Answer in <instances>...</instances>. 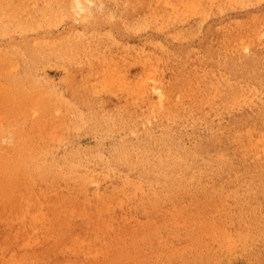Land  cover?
Here are the masks:
<instances>
[{
	"label": "rangeland",
	"instance_id": "1",
	"mask_svg": "<svg viewBox=\"0 0 264 264\" xmlns=\"http://www.w3.org/2000/svg\"><path fill=\"white\" fill-rule=\"evenodd\" d=\"M78 1L0 0L3 14L32 13V28L0 33L13 54L0 75V157L39 156L21 204L24 219L57 228L42 260L80 261L70 249L81 237L107 264H264V0ZM174 7L188 24L168 26Z\"/></svg>",
	"mask_w": 264,
	"mask_h": 264
},
{
	"label": "bare ground",
	"instance_id": "2",
	"mask_svg": "<svg viewBox=\"0 0 264 264\" xmlns=\"http://www.w3.org/2000/svg\"><path fill=\"white\" fill-rule=\"evenodd\" d=\"M37 1H39V0H36V2ZM95 1V0H94ZM121 1V0H120ZM160 1V0H159ZM158 1V2H159ZM178 1V0H177ZM203 3L204 2H211L212 3V5H215V6H217L218 4H219V1L220 0H211V1H209V0H201ZM28 2V1H27ZM84 2H85V0H84ZM96 2H97V0H96ZM100 2V1H99ZM168 2V1H167ZM40 3H41V0H40ZM39 2L38 3H36V4H38V8L39 9H44V7H42V5L40 4ZM45 3H47V2H45ZM49 3V2H48ZM51 3V2H50ZM101 3V2H100ZM156 3H157V1H156ZM160 3V2H159ZM166 3V2H165ZM29 4H30V0H29ZM67 4V3H66ZM85 3H83V6H85L84 5ZM97 4V3H96ZM167 4V6H168V3H166ZM191 5H193L194 3L192 2V3H190ZM31 5V4H30ZM33 5V4H32ZM40 5V6H39ZM49 5V4H48ZM52 5V4H51ZM76 5L77 6H79V5H81V2L80 1H78L77 0V2H76ZM102 5V4H101ZM155 5V4H154ZM157 5V4H156ZM160 5V4H159ZM159 5H157V6H159ZM169 5H172V3L171 4H169ZM174 5V4H173ZM188 5V4H187ZM34 6V5H33ZM36 6V5H35ZM35 6H34V8H35ZM67 7V9H68V11L70 10V13L72 12V10H74V6L73 5H71L70 3H68V5H66ZM92 6H93V4H92ZM97 6V5H96ZM194 6V5H193ZM197 6H198V3H197ZM197 6H195V7H197ZM80 7V6H79ZM87 7L89 8V10H90V7L87 5ZM98 7V6H97ZM50 8V7H49ZM99 8H100V6H99ZM162 9L164 8L165 10H167V8H165V7H161ZM168 8L170 9V6H168ZM174 8H175V10H174ZM173 8V11H174V13L173 14H171L170 13V11H169V13H170V15H168L167 17H166V14H164V19H165V21L166 20H168L167 21V23H168V26L170 27V28H172V27H180V26H185L186 24H188L187 23V20H186V18H187V16H186V13L184 12V13H180V11H178V9H177V7H174ZM193 8V7H192ZM38 9V10H39ZM80 9V8H79ZM81 9H86V7L85 8H81ZM80 9V10H81ZM197 9V8H196ZM4 10L6 11V13L5 14H3L2 13V11L0 10V21H2V23L0 24V33L1 32H4V34L5 35H8L11 31L14 33V30H18L19 31V29H24V28H32L33 27V25H31V24H29V23H24V21L22 20V19H24V18H27V17H29L32 13H31V10L30 9H28L27 7H24L23 5H12V6H6L5 8H4ZM46 10V9H45ZM50 10H51V8H50ZM153 10V9H152ZM171 10V9H170ZM188 10H189V8H188V6H187V9H186V12H188ZM41 11H43V10H41ZM41 11H40V13H41ZM47 11V10H46ZM75 11H76V8H75ZM82 11V10H81ZM84 11V13H86L85 12V10H83ZM97 11V10H96ZM158 11V10H157ZM190 11H193L192 9L190 10ZM195 11H197V10H195ZM34 12V11H33ZM44 12V11H43ZM53 12V11H52ZM67 12V11H66ZM77 12V11H76ZM159 12V11H158ZM157 12V13H158ZM162 12V11H161ZM46 12H44V14H45ZM165 13V12H164ZM195 13H197V12H195ZM42 14V13H41ZM47 14V13H46ZM49 14V13H48ZM47 14V15H48ZM54 14H55V12H54ZM158 14H160V13H158ZM190 14H192V13H190ZM194 14V13H193ZM210 14H211V11H210ZM79 15H80V13H79ZM89 15H91V14H89ZM88 15V16H89ZM195 15V14H194ZM34 16H35V14H34ZM37 16H38V14H37ZM41 16V15H40ZM84 16V15H83ZM87 16V15H86ZM85 16V17H86ZM160 16H162V15H160ZM43 17V16H42ZM62 17H66V16H62ZM61 17V18H62ZM156 17V16H155ZM44 18H48V17H43V18H41V20L42 19H44ZM51 18H52V16H51ZM50 18V19H51ZM76 18V17H75ZM74 18V19H75ZM49 19V20H50ZM71 19V18H70ZM86 19H87V17H86ZM5 20V21H4ZM39 20H40V18H39ZM67 20V19H66ZM79 20V19H78ZM84 20V19H83ZM163 20V19H162ZM161 20V21H162ZM45 21V20H44ZM54 21V20H53ZM75 21H76V19H75ZM41 22V21H40ZM43 22V21H42ZM55 22V21H54ZM43 23H45V22H43ZM42 23V24H43ZM70 23V22H69ZM40 24V23H39ZM50 24V23H49ZM55 24H56V22H55ZM38 25V24H37ZM53 25H54V23H53ZM61 25V24H60ZM40 26V25H39ZM42 26V25H41ZM48 27H49V25H47ZM46 26V27H47ZM66 26V25H65ZM37 28H38V26H37ZM69 29V28H68ZM79 29H81V28H79ZM41 30V29H40ZM18 31H16V32H18ZM80 31V30H79ZM25 32V31H24ZM257 32V31H256ZM259 32V31H258ZM257 32V33H258ZM23 33V32H22ZM34 33V32H33ZM83 33V32H82ZM12 34V33H11ZM15 34V33H14ZM19 34V36H20V33H18ZM24 34V33H23ZM29 34H32V33H29ZM64 35H65V32L63 33ZM62 34V35H63ZM261 33L259 32V34L258 35H260ZM70 36H71V38H73L74 37V35L72 34H69ZM83 35V34H82ZM60 36H61V34H60ZM68 36V35H67ZM73 36V37H72ZM81 37L82 36H80V39H81ZM256 37H258V36H256ZM74 38H76V37H74ZM73 38V40H75ZM239 38H241V37H239ZM238 38V39H239ZM259 38V37H258ZM258 38H257V40H258ZM41 39H43V38H41ZM47 39V38H46ZM55 39V38H54ZM79 39V42L82 40H80ZM85 39V38H84ZM87 39V38H86ZM85 39V40H86ZM238 39H236L237 41H238ZM39 41H40V38L38 39ZM51 41H52V39H50ZM62 40H65V39H62ZM88 40V39H87ZM235 40V39H234ZM243 40V39H242ZM241 40V41H242ZM46 42H47V40H45ZM50 41V42H51ZM58 41H61V40H59L58 39ZM58 41H56L55 43H57ZM75 41H77V39L75 40ZM117 41V40H116ZM115 41V42H116ZM48 43V42H47ZM46 43V44H47ZM52 43V42H51ZM62 43H63V41H62ZM65 43V42H64ZM83 43V42H82ZM234 43H236V42H234ZM39 44V43H38ZM61 44V43H60ZM60 44H59V46H60ZM67 44V43H66ZM66 44H64L65 46H66ZM129 44V43H128ZM237 45H238V43H236ZM245 44V43H244ZM33 45H34V43H33ZM43 45V44H42ZM41 45V46H42ZM52 45L53 46H55V44H53L52 43ZM83 45V44H82ZM246 45V44H245ZM245 45H244V47H245ZM248 45V44H247ZM15 46V45H14ZM36 46H37V44H36ZM41 46H39L40 48H41ZM44 46V45H43ZM50 46H51V44H50ZM64 46V47H65ZM129 46H130V44H129ZM239 46V45H238ZM249 46V45H248ZM48 47H49V44H48ZM61 47V46H60ZM247 47V46H246ZM44 48H45V46H44ZM50 48V47H49ZM62 48V47H61ZM66 48V47H65ZM84 48V47H83ZM250 48V47H249ZM37 49V48H36ZM129 49H130V47H129ZM66 50V49H65ZM64 50V51H65ZM82 50V49H81ZM51 51H53V50H51ZM82 51H84V50H82ZM81 51V52H82ZM47 52H50V51H47ZM57 52H58V50H57ZM60 52V51H59ZM62 53H63V51H61ZM60 52V53H61ZM80 52V51H79ZM80 52V53H81ZM36 53H37V51H36ZM41 53V52H40ZM79 53V54H80ZM129 53H131V52H129ZM83 54V53H82ZM98 54H100L99 52H98ZM98 54H96L95 56H97ZM54 55H55V53H54ZM79 56V55H78ZM80 56H82V55H80ZM85 56H86V54H85ZM130 56V55H129ZM38 57H40V56H38ZM88 57V56H87ZM87 57H86V59H87ZM91 57H92V55L90 56V62H91ZM94 57V56H93ZM78 59H80V57L78 58ZM96 59H97V57H96ZM100 59H101V57H100ZM81 60H83V58L81 57V59L79 60V61H81ZM5 61V62H4ZM12 61H13V54H11L10 52H7V51H5V52H3L2 50H0V75H2V73L4 72V70L5 71H7L5 68H4V70H3V66L2 65H4V67H6V68H10L13 64H12ZM98 61V60H97ZM151 61V60H150ZM155 61H158V60H155ZM82 62V61H81ZM87 62H89V59H88V61ZM90 62H89V64H90ZM92 63V62H91ZM85 64V63H84ZM93 64V63H92ZM155 64H156V62H155ZM88 65V64H87ZM90 67H92V66H90ZM158 67V66H157ZM154 69H152L151 71H153ZM155 70H156V68H155ZM165 71V70H164ZM86 72H88V73H92L91 71L89 72V71H86ZM96 72H98V71H96ZM157 73H158V70L156 71ZM10 73V72H9ZM9 73H8V75H9ZM88 73H86V75H84V77L85 76H88ZM151 73V72H150ZM153 73H155V71L153 72ZM4 74H6V72H4ZM7 76V75H6ZM9 77V76H8ZM24 78V77H23ZM72 78V77H71ZM89 78V77H88ZM157 78V77H156ZM30 79V78H29ZM86 79V78H85ZM154 77H153V80H152V83H154ZM158 79H160V78H158ZM94 80V79H93ZM156 80V79H155ZM100 82H101V80H99ZM157 81V80H156ZM156 81H155V83H156ZM159 81H162V79L161 80H158V82ZM88 82H90L89 81V79H88ZM163 82V81H162ZM166 82V81H165ZM168 82V81H167ZM166 82V83H167ZM83 83V82H82ZM87 83V82H86ZM94 83V82H93ZM154 83V84H155ZM16 84H18L19 85V83H17L16 82ZM69 84V83H68ZM97 84H99V83H97ZM97 84H96V86H97ZM105 84H107V83H105ZM104 84V85H105ZM159 84V83H158ZM76 85V84H75ZM90 85L92 86V84L90 83ZM108 85V84H107ZM155 85H157V84H155ZM161 86H162V83L160 84ZM199 85V84H198ZM21 86H23V85H21ZM109 86V85H108ZM154 86V85H153ZM164 86V85H163ZM26 87V86H25ZM22 88V87H21ZM96 87H94L93 89H95ZM105 88H106V86H105ZM107 88H109V87H107ZM155 88V87H154ZM157 88V87H156ZM92 89V90H93ZM97 89H99V87L98 88H96L95 90L97 91ZM103 89V88H102ZM136 89V88H135ZM134 89V90H135ZM18 90V89H17ZM23 90V89H22ZM94 90V91H95ZM125 89H123V93L124 92H126V91H124ZM139 90V89H138ZM137 90V91H138ZM155 90H157V89H155ZM102 91H104V89L102 90ZM107 91V90H106ZM161 91H163V88H162V90ZM90 92V91H89ZM128 92V91H127ZM126 92V93H127ZM132 92V91H131ZM134 92V91H133ZM141 92V91H140ZM151 92H153L154 93V90H152ZM156 93H158L159 94V92H160V89H159V92H157V91H155ZM95 93V92H94ZM100 93V92H99ZM105 93V92H104ZM129 93V92H128ZM147 93V92H146ZM156 93H154V94H156ZM17 94H18V92H17ZM52 94V93H51ZM90 94V93H89ZM122 94V93H121ZM165 94V93H164ZM168 94V93H167ZM176 94H177V92H176ZM19 95V94H18ZM85 95H86V93H85ZM127 95V94H126ZM132 95V94H131ZM141 95V94H140ZM139 95V96H140ZM142 95H144L143 93H142ZM50 96V95H49ZM90 96V95H89ZM92 96H93V94H92ZM99 96V95H98ZM136 96V95H135ZM155 96V95H154ZM177 96V95H176ZM175 96V97H176ZM178 96H179V94H178ZM19 97V96H18ZM54 96H52V99L54 100V98H53ZM72 97V96H71ZM100 97V96H99ZM127 97V96H126ZM138 97V96H137ZM143 97V96H142ZM166 97V96H165ZM175 97H174V99H175ZM122 98V97H121ZM124 98H125V96H124ZM128 98V97H127ZM129 98L131 99V100H133L130 96H129ZM150 98V97H149ZM162 98V93H161V97L159 96V98L158 99H161ZM17 99V98H16ZM49 99H51V98H49ZM68 99V98H67ZM129 99V100H130ZM140 99V98H139ZM166 99V98H165ZM176 99H177V97H176ZM175 99V100H176ZM10 100V99H9ZM19 100V99H18ZM17 100V101H18ZM97 100V99H96ZM100 100V99H99ZM125 100H127V99H125ZM131 100H130V102H131ZM136 100H137V98H136ZM155 101H156V99H154ZM12 101H14L13 99H12ZM48 101V100H47ZM50 101V100H49ZM151 101V100H150ZM161 100H159V102H160ZM163 101V100H162ZM177 101V100H176ZM10 102H11V100H10ZM52 102V101H51ZM67 102V101H66ZM97 102V101H96ZM99 102V101H98ZM134 102V101H133ZM165 102V101H164ZM26 103H28L27 101H26ZM37 103V102H36ZM53 103V102H52ZM73 103V102H72ZM72 103H69V104H72ZM121 103V102H120ZM135 103V102H134ZM144 103V102H143ZM150 103H152V101L150 102ZM149 103V104H150ZM13 104H14V102H13ZM62 104V103H61ZM66 104V103H65ZM96 104H98V103H96ZM15 105V104H14ZM40 105H41V102H40ZM48 105H49V103H48ZM56 105V104H55ZM129 105H130V103H129ZM135 105H136V103H135ZM146 105V104H145ZM163 105V104H162ZM161 105V106H162ZM174 105V104H173ZM180 105V104H179ZM58 106V105H57ZM61 106V109L63 108L62 107V105H60ZM64 106V105H63ZM76 106V105H75ZM95 106V105H94ZM123 106H124V104H123ZM153 107L154 106H156L155 104H153L152 105ZM158 106V105H157ZM156 106V107H157ZM99 107V106H98ZM155 107V108H156ZM159 107V106H158ZM48 108H50V107H48ZM47 108V109H48ZM70 108V107H69ZM76 108V107H75ZM160 108V107H159ZM30 109V108H29ZM36 109V108H35ZM38 109L40 110V108L38 107ZM54 109V108H53ZM68 109V108H67ZM78 109V108H77ZM153 109V108H152ZM151 109V110H152ZM50 110H52L51 108H50ZM158 110V109H157ZM156 110V111H157ZM59 111V110H58ZM71 111H73V109L71 110ZM81 111V110H80ZM80 111H79V113H80ZM155 111V110H154ZM159 111V110H158ZM51 112V111H50ZM82 112V111H81ZM37 113H39V112H37V110H35V114H37ZM42 113V112H41ZM56 113H58L57 111H56ZM71 113V112H70ZM76 113V112H75ZM77 113H78V111H77ZM150 113V112H149ZM48 114V113H47ZM39 115V114H38ZM49 115V114H48ZM77 115V114H76ZM82 115H83V113H82ZM81 114H80V116H82ZM11 116V115H10ZM45 116H47V115H45ZM60 116V115H59ZM155 116V115H154ZM158 116V115H157ZM3 117V116H2ZM34 117V116H33ZM67 117H69V116H67ZM73 117V116H72ZM71 117V118H72ZM76 117V116H75ZM84 117V116H83ZM156 117V116H155ZM30 118V117H29ZM61 118V117H60ZM79 118V117H78ZM12 119V118H11ZM49 119V118H48ZM58 119V118H57ZM65 119H67V118H65ZM69 119H70V117H69ZM80 119V118H79ZM44 120V119H43ZM49 120H51L52 121V119L50 118ZM59 121H60V123H62V125H63V122H61V119H58ZM63 120V119H62ZM71 120V119H70ZM76 120V119H75ZM84 120V119H83ZM67 121H68V119H67ZM79 121V120H78ZM77 121V122H78ZM25 122V121H24ZM46 122H47V119H46ZM66 122V121H65ZM71 122V121H70ZM76 122V121H75ZM76 122V123H77ZM82 122H84V121H82ZM57 123H59V122H57ZM57 123L55 124V125H57ZM2 124V123H1ZM27 124H29V123H27ZM40 124H42V123H40ZM44 124H45V122H44ZM43 124V125H44ZM72 124V123H71ZM79 124V123H78ZM145 124V123H144ZM3 125V124H2ZM74 125V124H73ZM80 125V124H79ZM78 125V126H79ZM143 125V124H142ZM21 126V125H20ZM61 126V125H60ZM81 126V125H80ZM79 126V127H80ZM144 126V125H143ZM4 127V126H3ZM3 127H1V128H3ZM26 127V126H25ZM46 127H47V125H46ZM67 127H68V125H67ZM70 127H71V125H70ZM69 127V128H70ZM19 129V128H18ZM39 129V128H38ZM41 129V128H40ZM78 129H80V128H78ZM17 130V129H16ZM21 130V129H20ZM36 130V129H35ZM69 130V129H68ZM139 130V129H138ZM137 130V131H138ZM37 131H40V130H37ZM36 131V132H37ZM46 132H47V130H45ZM59 131V130H58ZM78 131V130H77ZM74 132V131H73ZM99 132V131H98ZM7 133V132H6ZM9 133V132H8ZM13 133H14V131H13ZM132 132H130V134H131ZM258 133V132H257ZM260 133V132H259ZM258 133V134H259ZM44 134V133H43ZM70 134V133H69ZM77 134H78V132H77ZM82 133H80V135H81ZM126 134V133H125ZM261 134V133H260ZM12 135V134H11ZM10 135V136H11ZM39 135V134H38ZM46 135H47V133H46ZM65 135V134H64ZM75 135V134H74ZM123 135V134H122ZM263 135V134H262ZM33 136V135H32ZM132 136H133V133H132ZM2 137V136H1ZM13 137H14V135H13ZM55 137V136H54ZM128 138H129V136H127ZM32 138V137H31ZM74 138V137H73ZM79 138V137H78ZM259 138H261V137H259ZM15 139H17V136H16V138ZM15 139H13V140H15ZM60 139V138H59ZM262 139V138H261ZM11 140V139H10ZM12 140V141H13ZM37 140H40V139H37ZM54 140V139H53ZM263 140H264V138H263ZM28 141H30V140H28ZM79 141V140H78ZM251 141V140H250ZM40 142V141H39ZM46 142V141H45ZM60 142V141H59ZM178 142V141H177ZM13 143V142H12ZM11 143V144H12ZM44 143V142H43ZM49 143V142H48ZM47 143V144H48ZM61 143V142H60ZM66 143V142H65ZM75 143V142H74ZM253 143V142H252ZM251 143V144H252ZM2 144V143H1ZM46 144V143H45ZM53 144V143H52ZM68 144V143H67ZM178 144V143H177ZM254 144V143H253ZM260 144V146H261V144L262 143H259ZM8 145V144H7ZM6 145V146H7ZM16 145V144H15ZM28 145H29V142H28ZM32 145V144H31ZM4 146V145H3ZM11 146H13V145H11ZM54 146H55V143H54ZM57 146V145H56ZM59 146V145H58ZM63 146V145H62ZM68 146H70V145H68ZM81 146V145H80ZM64 147V146H63ZM76 147H77V145H76ZM254 147V146H253ZM18 148V147H17ZM55 148V147H54ZM254 148H256V147H254ZM4 149V148H3ZM51 149V148H50ZM257 149V148H256ZM5 150V149H4ZM11 150V149H10ZM51 150H54V149H51ZM0 151H2V150H0ZM6 151V150H5ZM95 151V150H94ZM112 151V150H111ZM7 152V151H6ZM12 152V151H11ZM10 152V153H11ZM15 152V151H14ZM93 152V151H92ZM2 153V152H1ZM16 153V152H15ZM22 153V152H21ZM106 153H108L107 151H106ZM263 153V152H262ZM109 154V153H108ZM264 154V153H263ZM91 155V154H90ZM100 155V154H99ZM39 157V156H38ZM38 157H35V156H27V157H22V156H18V157H15V156H12V157H9V156H3L2 155V157H0V264H107V262H99L97 259H100L103 255L105 256V258L106 259H108V255L107 254H105V253H100V250L98 251V250H94V248H93V246L91 245L90 247H89V249L88 248H86V244H85V242H86V240H85V242L82 240V239H78V237H73V238H71V239H75V240H72L71 242L74 244V245H72V248L70 249V250H73V249H75L76 251H78V252H80V253H77V255L78 256H80V261H79V259H74V258H67V259H65V260H58L57 262H55V261H43L42 260V257L43 256H46L47 254H49V252H51V251H53V250H55L57 247H55V245L56 244H53L54 243V241L57 239L56 237V233H57V228H52V226H51V224H49V223H47V221L45 222V221H43V220H34V219H24L23 218V216L24 215H28V213H24L25 211H24V209H23V204H21L22 202H24L23 201V199L24 200H29L28 198H26V196H27V194L25 193V192H22L23 191V189H24V187H25V185H26V181H25V177H29L30 176V172L31 171H36V168H38L39 167V164H38V160H39V158ZM95 157V156H94ZM95 164V163H94ZM94 168H96L95 166H94ZM96 169H98V168H96ZM125 180V179H124ZM98 181V180H97ZM99 182V181H98ZM91 183H92V181H91ZM104 183V182H103ZM106 183V182H105ZM95 184V182L93 183V185ZM98 184V183H97ZM90 185V184H89ZM92 185V184H91ZM96 185V184H95ZM132 185V184H131ZM85 186H87L88 187V185L87 184H85ZM97 186V185H96ZM133 186V185H132ZM139 186V185H138ZM94 187V186H93ZM100 187V186H99ZM98 188V187H97ZM86 189V188H85ZM98 190V189H97ZM96 190V191H97ZM103 192V191H102ZM38 193H39V190H38ZM86 193V192H85ZM98 193V192H97ZM104 193V192H103ZM114 193V192H113ZM46 194V193H45ZM108 194V193H107ZM38 195V194H37ZM90 195H92V194H90ZM103 195V194H102ZM106 195V194H105ZM82 196V195H81ZM107 196V195H106ZM109 196V195H108ZM54 197V196H53ZM74 197V196H73ZM102 197V196H101ZM104 197V196H103ZM103 197H102V200H103ZM112 197H113V195H112ZM35 198V197H34ZM44 198V197H43ZM68 198V197H67ZM106 198H108V197H106ZM111 198V197H110ZM36 199V198H35ZM50 199V198H49ZM61 199V198H60ZM69 200H70V198H68ZM113 199V198H112ZM31 200V199H30ZM40 200V199H39ZM47 200V199H46ZM58 200V199H57ZM77 200V199H76ZM83 200V199H82ZM82 200H80V202L82 201ZM86 199L84 198V200L83 201H85ZM100 200V199H99ZM111 200V199H110ZM48 201V200H47ZM54 201V200H53ZM64 201H65V199H64ZM68 201V200H67ZM98 201V200H97ZM107 201V200H106ZM55 202V201H54ZM61 202H62V200H61ZM100 202H101V200H100ZM118 202V201H117ZM38 203V202H37ZM70 202L68 201V204H69ZM71 203H72V201H71ZM110 203H111V201H110ZM73 204V203H72ZM82 204V203H81ZM87 204V203H86ZM93 204V203H92ZM97 204V203H96ZM109 204V203H108ZM48 205V204H47ZM52 205V204H51ZM54 205V204H53ZM74 205V204H73ZM84 205H85V203H84ZM99 205V204H98ZM105 205V204H104ZM25 206V205H24ZM30 206V205H29ZM43 206V205H42ZM75 206H77V205H75ZM78 206H80V205H78ZM32 207V206H31ZM30 207V208H31ZM53 207V206H52ZM74 207V206H73ZM100 207H102V205L100 206ZM99 207V208H100ZM45 208V207H44ZM58 208V207H57ZM61 208V207H60ZM59 208V209H60ZM65 208V207H64ZM63 208V209H64ZM103 208V207H102ZM107 208H108V206H107ZM111 208V207H110ZM58 209V210H59ZM77 209V208H76ZM86 209V208H85ZM33 210V209H32ZM45 210V209H44ZM43 210V211H44ZM82 210V209H81ZM92 210H94V209H92ZM67 211H68V208H67ZM99 211V210H98ZM47 212V211H46ZM66 212V211H65ZM73 212V211H72ZM77 212V211H76ZM101 212H103L102 211V209H101ZM53 213V212H52ZM51 213V214H52ZM81 213V212H80ZM100 213V212H99ZM111 213H112V211H111ZM114 213V212H113ZM45 214H47V213H45ZM54 214H56V212L54 213ZM73 214V213H72ZM48 215V214H47ZM56 215H58V214H56ZM69 215V214H68ZM76 215V214H75ZM80 215H82V214H80ZM100 215V214H99ZM99 215H97V216H99ZM103 215V214H102ZM61 216V215H60ZM73 216V215H72ZM77 216V215H76ZM101 216V215H100ZM109 216V215H108ZM111 216V215H110ZM25 217V216H24ZM103 217V216H102ZM40 218V217H39ZM113 217H111V218H109V220L110 219H112ZM46 219V218H45ZM99 219H101V218H99ZM104 220H105V218H103ZM114 219V218H113ZM106 221V220H105ZM108 221V220H107ZM106 221V223H107V225H108V222ZM101 222V221H100ZM97 223V222H96ZM112 223V222H111ZM105 224V223H104ZM53 225V224H52ZM93 225V224H92ZM97 225V224H96ZM106 225V224H105ZM104 225V226H105ZM109 226V225H108ZM112 226H114L113 224H112ZM93 227V226H92ZM97 228H98V225H97ZM112 228V227H111ZM110 229V228H109ZM130 231V230H129ZM70 235V234H69ZM73 236H75V235H73ZM102 236V235H101ZM84 239V238H83ZM67 240V239H66ZM70 240V239H69ZM65 241V240H64ZM102 241H104V240H102ZM71 242H69L70 244H71ZM89 242V241H88ZM108 242V241H107ZM63 244V243H62ZM89 244V243H88ZM60 246V245H59ZM58 246V247H59ZM63 246V245H62ZM65 247V246H64ZM60 248H61V246H60ZM67 248V247H66ZM62 249V248H61ZM64 249V248H63ZM75 250H73V251H75ZM64 251V250H63ZM102 251V250H101ZM109 251V250H108ZM65 252V251H64ZM63 252V253H64ZM81 252H83V253H81ZM110 253V252H109ZM57 254H59V253H57ZM71 255H74L73 253L71 254ZM113 255H115L114 256V258L115 259H118V260H120V261H123V260H126V259H128V253H125V252H119V253H114ZM140 256V255H139ZM142 256V255H141ZM47 257V256H46ZM112 259V258H111ZM110 259V260H111ZM110 260H109V262H110ZM136 260V256H134L133 257V259L130 261V262H128V264L129 263H131V262H134ZM112 263H114V261H112ZM139 263V262H138Z\"/></svg>",
	"mask_w": 264,
	"mask_h": 264
}]
</instances>
